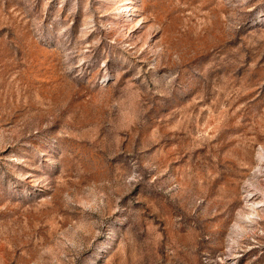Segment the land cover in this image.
Instances as JSON below:
<instances>
[{
	"label": "rangeland",
	"instance_id": "1",
	"mask_svg": "<svg viewBox=\"0 0 264 264\" xmlns=\"http://www.w3.org/2000/svg\"><path fill=\"white\" fill-rule=\"evenodd\" d=\"M0 264H264V0H0Z\"/></svg>",
	"mask_w": 264,
	"mask_h": 264
}]
</instances>
